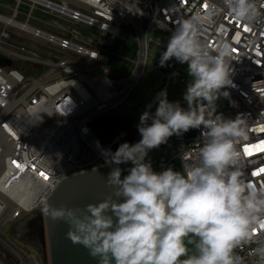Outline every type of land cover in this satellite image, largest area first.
<instances>
[{"label": "built area", "instance_id": "2783aa9c", "mask_svg": "<svg viewBox=\"0 0 264 264\" xmlns=\"http://www.w3.org/2000/svg\"><path fill=\"white\" fill-rule=\"evenodd\" d=\"M256 3L264 12V0ZM196 14L204 20L201 40L230 50L233 86L216 111L245 119L247 135L237 144L241 171L247 182L264 185V15L246 25L223 0H0V57L9 62L0 65V228L13 225L22 235L63 178L108 165L100 149L115 152L126 135L116 131L103 141L92 123L137 87L150 32L171 36L181 19ZM125 26L135 42L126 71L104 72L107 49ZM202 130L179 137L182 150L158 172L182 171L181 157L195 161Z\"/></svg>", "mask_w": 264, "mask_h": 264}, {"label": "clouds", "instance_id": "9594fccd", "mask_svg": "<svg viewBox=\"0 0 264 264\" xmlns=\"http://www.w3.org/2000/svg\"><path fill=\"white\" fill-rule=\"evenodd\" d=\"M223 4L246 25L264 15L256 0ZM203 24L199 14L181 19L160 54V67L172 59L187 64V108L170 102L166 90L158 93L155 112L140 116L138 142L121 143L115 152L100 149L105 163L115 165L106 178L108 197L85 208L43 209L52 221L68 224L67 238L98 264H264V185L247 182L237 149L247 135L245 119L216 111L233 86L231 53L201 40ZM202 126L197 158L181 157L182 171L156 172L146 162L171 136ZM128 162L133 166L122 178L119 165Z\"/></svg>", "mask_w": 264, "mask_h": 264}, {"label": "rangeland", "instance_id": "374dc122", "mask_svg": "<svg viewBox=\"0 0 264 264\" xmlns=\"http://www.w3.org/2000/svg\"><path fill=\"white\" fill-rule=\"evenodd\" d=\"M169 37L165 33H156L154 30L150 32V45L144 71L133 93L118 108V114L128 112L131 117L139 122L138 108L154 113L158 106L157 94L163 90L167 91V99L170 102L178 101L181 107L187 108L183 96L192 79L187 72V64H180L172 59L167 62L166 67L159 66L160 54L166 50ZM25 40L44 51H48V47L40 45L35 40L27 37ZM134 44L133 32L130 27H123L115 43L107 49L111 60L104 67V72L113 71L115 68H118L117 74L126 71L127 67L122 65V61L125 59V54L132 53ZM149 105H151L150 109ZM164 162L165 158L152 162L153 170L158 172ZM0 237V261L3 264H20L23 260L20 254L33 256L38 264H49L44 215L41 212L27 222L25 232L22 235H16L13 225H6L0 228Z\"/></svg>", "mask_w": 264, "mask_h": 264}, {"label": "water", "instance_id": "95a60500", "mask_svg": "<svg viewBox=\"0 0 264 264\" xmlns=\"http://www.w3.org/2000/svg\"><path fill=\"white\" fill-rule=\"evenodd\" d=\"M9 64L0 57V65ZM184 141L171 136L167 143L160 145L148 153L146 162L159 161L182 150ZM131 162L122 163L123 176L128 175ZM115 165H104L63 178L44 201L43 209L48 205L56 207L85 208L88 204H96L109 195L106 188V178ZM46 244L49 264H98L91 257L88 249L79 244H73L66 234L69 230L64 221H52L43 211Z\"/></svg>", "mask_w": 264, "mask_h": 264}, {"label": "crops", "instance_id": "0c3cea01", "mask_svg": "<svg viewBox=\"0 0 264 264\" xmlns=\"http://www.w3.org/2000/svg\"><path fill=\"white\" fill-rule=\"evenodd\" d=\"M125 56H129V54H125ZM126 63V58L122 61V65ZM114 74L118 73V68L113 70ZM118 109L107 112L99 116L93 123L92 129L96 133V135L103 141H109L113 134L116 131L124 132L125 142L135 143L141 139V136L138 132L139 122L130 116L128 112H124V114H118ZM145 111L138 108V114L141 116ZM185 134V133H184ZM183 134V135H184ZM187 134V132H186ZM176 138L181 137L174 135Z\"/></svg>", "mask_w": 264, "mask_h": 264}, {"label": "bare ground", "instance_id": "6f19581e", "mask_svg": "<svg viewBox=\"0 0 264 264\" xmlns=\"http://www.w3.org/2000/svg\"><path fill=\"white\" fill-rule=\"evenodd\" d=\"M20 257H22V262L21 264H38L37 260L29 255V256H23L22 254H20Z\"/></svg>", "mask_w": 264, "mask_h": 264}, {"label": "snow or ice", "instance_id": "6c2138e0", "mask_svg": "<svg viewBox=\"0 0 264 264\" xmlns=\"http://www.w3.org/2000/svg\"><path fill=\"white\" fill-rule=\"evenodd\" d=\"M41 175L43 176L44 174H43V173H41Z\"/></svg>", "mask_w": 264, "mask_h": 264}]
</instances>
